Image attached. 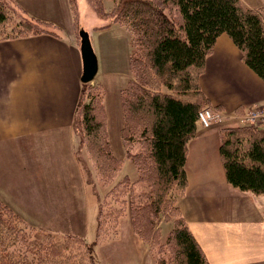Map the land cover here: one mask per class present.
I'll use <instances>...</instances> for the list:
<instances>
[{
  "label": "trees",
  "instance_id": "1",
  "mask_svg": "<svg viewBox=\"0 0 264 264\" xmlns=\"http://www.w3.org/2000/svg\"><path fill=\"white\" fill-rule=\"evenodd\" d=\"M69 1L78 30V2ZM87 1L99 17L120 23L132 35V79L120 96L125 116L121 132L129 148L131 143L141 147L128 156L136 166L137 179L125 175L100 204L96 241L110 232L112 227H104V221L116 211L111 217L116 226L129 214L134 232L153 249L160 240L153 231L166 210L178 217L165 243L168 254L158 258L160 264H209L176 205L188 186V143L200 127V111L210 105L200 77L217 39L226 34L246 65L264 81V6L248 8L241 0H113V9L107 12L103 0ZM16 10L18 21L15 12L10 14L0 2V41L59 34L52 23L26 15L18 5ZM89 85L82 83L74 124L80 115L84 141L93 144L95 177L104 180V164L122 160L112 153L107 119L96 117L94 97L89 103L82 101ZM219 136L227 181L243 192L264 195V128L229 125L220 128ZM23 222L0 201V264H96L91 246L82 237L28 231Z\"/></svg>",
  "mask_w": 264,
  "mask_h": 264
},
{
  "label": "crops",
  "instance_id": "2",
  "mask_svg": "<svg viewBox=\"0 0 264 264\" xmlns=\"http://www.w3.org/2000/svg\"><path fill=\"white\" fill-rule=\"evenodd\" d=\"M14 1L26 15L52 23L59 33L0 41V187L10 194L19 186L15 180H35L38 204L44 198L41 190L48 191L49 174L32 154L60 144L69 160L74 157L70 138L77 136L83 65L76 28L56 21H69L70 11L74 16L69 0ZM241 1L252 9L264 6V0ZM200 87L209 106L228 112L264 105V81L226 34L207 57ZM219 130L200 127L188 143V186L176 205L209 264H264V195L243 192L227 181ZM7 200L0 199L13 208ZM46 206L42 209L57 210L56 203ZM124 228L128 244L140 245L131 222ZM48 231L55 232L54 227Z\"/></svg>",
  "mask_w": 264,
  "mask_h": 264
},
{
  "label": "rangeland",
  "instance_id": "3",
  "mask_svg": "<svg viewBox=\"0 0 264 264\" xmlns=\"http://www.w3.org/2000/svg\"><path fill=\"white\" fill-rule=\"evenodd\" d=\"M93 1L98 3L100 0ZM0 2L4 3L5 9L7 8L10 14L15 12L13 14L15 20L21 19L17 14V4L14 0H0ZM77 2L79 24L90 34L91 43L98 59V73L95 79L89 83L90 88L84 92L82 101L89 103L91 102L90 96L94 97L96 117L101 121L103 118L107 119L112 153L122 162L117 165L114 161L104 164L107 168L104 180L95 177L94 160L90 154L93 144L92 142L86 144L84 141L81 117L78 115L74 124L77 136H73V139L70 138L72 154H74L71 160L68 159L65 147L60 144L46 146L43 149L44 154L42 152L32 154L37 163L43 166L47 165L44 171L49 174V179L46 182L48 191L45 193L41 190L44 198L39 200V205L34 200L37 185L35 180H15L19 186L11 190L10 194L5 193L0 187V199H9L7 201L12 205L13 211L24 221L21 226H25L28 231L41 229L50 232L48 231L49 227H54L55 232H50L52 234H72L82 237L91 246L96 264H160L159 256L168 254L165 243L170 230L175 225L174 220L178 217L176 213L170 216L166 210L163 211L157 229L153 231V233L156 231V235L160 237L158 245L153 249L149 248V242H145L137 234L136 236L142 244H138L137 247L134 245L133 248L132 244H128L126 239L129 235L124 231V226H129L130 222L132 225V219L128 214L122 217L116 226V219L111 218L116 214V211L109 215L110 219L106 218L107 221H104V227H112L110 232L100 241H96L99 209L103 200L108 196L107 193L125 175H128L131 180H136L138 177L136 166L128 156L140 151V144L131 143L133 145L129 148L130 144H125L121 132L125 116L120 96L121 91L129 85L132 79L129 59L133 52V45L132 35L125 26L120 23H111V19L99 17L97 8L89 1L77 0ZM103 2L105 10L111 12L113 0H103ZM68 18L69 21L60 18L56 21H58L57 23L60 21L61 25L68 29L72 26L74 31L76 19L72 11ZM109 22L111 23L110 27H100ZM81 28L75 31L78 44H80L79 30ZM253 107H264V105ZM248 109L240 111L239 114H245ZM238 118L231 117L228 121L215 124L210 128L238 125L241 123ZM22 160L21 156L20 162ZM116 167L118 171L115 173ZM38 171L42 172V170ZM113 175L115 177L111 180ZM50 203H56V211L42 209L43 206L44 208H47L46 205L50 206ZM112 204L116 206L115 202Z\"/></svg>",
  "mask_w": 264,
  "mask_h": 264
},
{
  "label": "built area",
  "instance_id": "4",
  "mask_svg": "<svg viewBox=\"0 0 264 264\" xmlns=\"http://www.w3.org/2000/svg\"><path fill=\"white\" fill-rule=\"evenodd\" d=\"M240 114L237 112H224L212 107L204 108L199 113V122L204 128H210L215 124H220L221 122H226L231 117L238 118ZM238 120L243 124L251 126H259L264 124V107H253L249 108L247 112L240 115Z\"/></svg>",
  "mask_w": 264,
  "mask_h": 264
},
{
  "label": "water",
  "instance_id": "5",
  "mask_svg": "<svg viewBox=\"0 0 264 264\" xmlns=\"http://www.w3.org/2000/svg\"><path fill=\"white\" fill-rule=\"evenodd\" d=\"M79 36L83 65L81 82L90 83L95 79L98 73V59L91 43L90 34L84 28H81L79 30Z\"/></svg>",
  "mask_w": 264,
  "mask_h": 264
}]
</instances>
